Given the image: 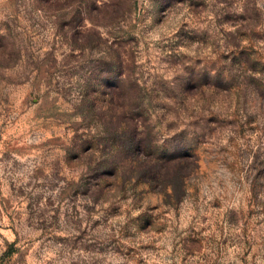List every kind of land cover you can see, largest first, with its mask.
Returning <instances> with one entry per match:
<instances>
[{
  "label": "rangeland",
  "instance_id": "1",
  "mask_svg": "<svg viewBox=\"0 0 264 264\" xmlns=\"http://www.w3.org/2000/svg\"><path fill=\"white\" fill-rule=\"evenodd\" d=\"M0 264H264V0H0Z\"/></svg>",
  "mask_w": 264,
  "mask_h": 264
},
{
  "label": "trees",
  "instance_id": "2",
  "mask_svg": "<svg viewBox=\"0 0 264 264\" xmlns=\"http://www.w3.org/2000/svg\"><path fill=\"white\" fill-rule=\"evenodd\" d=\"M154 168L155 169L146 172L150 175L149 179L151 182H153L154 184L167 185L172 190L181 186L183 167L180 162L174 163L170 166L163 163Z\"/></svg>",
  "mask_w": 264,
  "mask_h": 264
}]
</instances>
